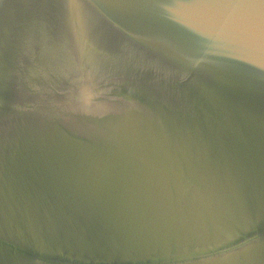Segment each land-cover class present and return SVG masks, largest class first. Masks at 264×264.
I'll use <instances>...</instances> for the list:
<instances>
[{
  "label": "water",
  "instance_id": "95a60500",
  "mask_svg": "<svg viewBox=\"0 0 264 264\" xmlns=\"http://www.w3.org/2000/svg\"><path fill=\"white\" fill-rule=\"evenodd\" d=\"M0 264H264V0H0Z\"/></svg>",
  "mask_w": 264,
  "mask_h": 264
}]
</instances>
